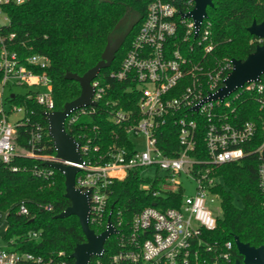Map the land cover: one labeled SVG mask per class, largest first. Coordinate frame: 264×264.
<instances>
[{
    "label": "built area",
    "instance_id": "2783aa9c",
    "mask_svg": "<svg viewBox=\"0 0 264 264\" xmlns=\"http://www.w3.org/2000/svg\"><path fill=\"white\" fill-rule=\"evenodd\" d=\"M25 1L0 0V18L7 22L5 25L10 20L4 6L21 5ZM149 1L145 19L135 33L121 70L114 74L119 81L132 82L138 95L136 113L118 107L111 110L115 124L123 128L131 146L114 143L102 154L96 144L97 127L88 134H80L82 163L78 164L80 172L75 188L89 193V222L103 226L107 221L105 230L110 219L105 221L110 186L115 180H123L129 169L140 171L145 181L143 189L150 191L153 197L163 198L180 191L182 200L179 207L147 206L135 214L128 233L121 230L120 220L112 221L116 233L108 237L103 251L93 256L88 264H218V259L230 261L235 240L221 245L207 235L217 227L218 219L208 206L209 201L214 203V199H218L212 192L219 181L213 171L217 166L246 156L243 146L256 134V126L248 121L233 124L221 110L232 104L233 100L227 99L238 90L257 89L261 93L264 83H246L224 100L211 99L212 94L224 87V80L233 65L231 59L220 60L211 55L214 48L210 24H205L207 19L197 29L192 18L181 15L191 12L195 0ZM14 38L13 34L4 37L0 33V72L3 73L0 83V162L9 165L17 157L39 159L46 164L60 162L56 154L35 153L42 142L43 130L40 128L31 134L29 150H20L15 144L17 121L24 117V110L14 106L12 113H8L10 110L5 105L7 89L13 86L33 89L37 103L46 109L44 112L55 111V104L50 77L37 72L49 67V58L40 54L22 60L10 48L9 42ZM91 84L95 90L92 100L97 103L105 89L96 79ZM42 88L46 90L42 91ZM258 102L264 110V98ZM95 110V105L75 109L67 116L65 128L73 129L81 118ZM16 116L20 117L12 122L10 118ZM200 129L204 131L209 155L205 160L193 157ZM175 135L180 151L177 156H169L162 144L167 143L170 151L178 152L173 146ZM138 137L145 138L144 150L137 148ZM263 151L264 139L256 152ZM260 166L259 183L264 193V157ZM11 169L18 171L19 167L12 166ZM53 170L49 166L48 169L33 168L31 172L37 177L48 178L53 175ZM147 170L154 175L144 176ZM183 177L196 185L194 195L186 194ZM17 207L20 215H29L25 202ZM45 207L53 210L52 206ZM8 215L9 211L0 209V264H74L63 251L45 259L16 250L12 240L4 239L9 227ZM28 236L37 239L39 234L33 232ZM113 237L116 239L110 249L114 252L108 254L106 243Z\"/></svg>",
    "mask_w": 264,
    "mask_h": 264
},
{
    "label": "trees",
    "instance_id": "16d2710c",
    "mask_svg": "<svg viewBox=\"0 0 264 264\" xmlns=\"http://www.w3.org/2000/svg\"><path fill=\"white\" fill-rule=\"evenodd\" d=\"M213 2L214 6L207 9L205 23L210 24L212 32L214 50L211 55L220 60L228 58L243 61L262 43L250 34L248 27L253 22L259 24L264 21V0ZM149 3V0H26L21 5L11 4L3 8L10 22L0 29V33L4 37L14 35L15 38L9 42L10 48L22 60L40 54L49 58V67L37 72H44L50 77L55 111L63 110L66 103L74 101L81 94L79 83L68 80L66 75H84L102 59L107 43L116 31L121 29L124 32L131 21H137L111 65L96 78L105 93L95 105V112L81 118L73 129L66 127L67 132L79 142H82L80 134H88L93 127H97L96 144L102 154L114 143L128 148L131 146L123 128L115 124L111 110L112 107H118L136 113L138 95L132 82L119 81L114 74L121 70L135 33L145 19ZM180 9L185 11L183 7ZM123 19V26L115 29ZM2 79L3 73L0 72V83ZM260 81L264 83V74ZM35 93L31 89L24 95L7 96L5 100L10 110L8 113H12L14 106L24 110V117L17 121L15 144L20 150H29L31 134L40 128L43 130L42 142L35 153L55 155L54 141L48 135V121L44 116L46 109L37 103ZM261 98H264V90L261 93L257 89L238 90L227 99L233 100L232 104L221 110L233 124L248 121L256 126V134L243 146L246 156L239 161L217 166L213 171L219 181L212 192L221 201V214L217 215V227L207 235L221 245L234 242L235 237L254 247L264 245V193L259 183L264 151L256 152L264 139V110L260 109L258 102ZM198 134V145L193 157L205 160L209 155L203 129ZM173 146L178 152L170 151L167 143L162 144L169 156H177L180 146L176 135L173 137ZM12 166H18L19 170L12 171ZM33 168L48 169L49 166L39 159L22 157L15 158L9 165L0 162V209L9 211V227L4 239L8 242L12 240L16 250L45 259L62 251L70 256L87 239L77 217L56 218L71 206L65 197V176L53 170V175L48 178L37 177L31 172ZM144 182L140 171L134 169H129L123 180H115L110 186L105 221L108 217L115 223L120 220L121 230L128 233L135 214L147 206H180V191L156 198L150 191L143 189ZM237 201L241 207L237 206ZM21 202L29 207V215L17 212ZM45 206H52L53 210L49 211ZM106 222L103 226L90 223V228L95 234H100L105 230ZM33 232L39 234L37 239L28 236ZM114 239L106 243L108 254L114 252L110 249ZM232 252L230 261L218 259V264H234L236 260L243 259L238 256L236 247Z\"/></svg>",
    "mask_w": 264,
    "mask_h": 264
},
{
    "label": "water",
    "instance_id": "95a60500",
    "mask_svg": "<svg viewBox=\"0 0 264 264\" xmlns=\"http://www.w3.org/2000/svg\"><path fill=\"white\" fill-rule=\"evenodd\" d=\"M213 0H195V6L191 12L187 14L181 13L182 16L192 18L198 29L202 22L208 18L207 9L213 7ZM125 19L115 27L119 29L123 26ZM137 21H131L126 30L118 38H111L102 55V59L84 75L80 76L76 73L66 75L68 80L77 81L81 86V94L74 101L65 104L63 110L44 112V116L48 121V134L54 141L56 156L60 162H51L48 165L58 172H62L65 176V197L70 201L67 209L57 215L56 218L61 219L69 216H75L81 223L83 233L87 239L85 243L79 244L70 255L74 260V264H88L93 256L103 251L104 244L108 237L116 233L112 221L108 220V228L100 234L90 228V205L89 193L82 192L75 188L77 174L80 172L78 164L82 163V156L79 152V142L72 137L65 128V120L67 116L75 109L81 107H89L97 105L92 100L94 95V87L92 81L95 80L101 71L111 65L118 50L124 44L125 39L134 28ZM248 30L251 35L262 40V43L256 46V50L250 53L243 61L232 59L233 69L229 72L224 80V87L218 92L211 95V99H226L236 90L244 87L246 83L259 82L261 75L264 74V21L257 24L253 22ZM12 97L14 95H11ZM237 251L243 255V260H236L234 264H264V245L254 247L250 244L241 242L235 237Z\"/></svg>",
    "mask_w": 264,
    "mask_h": 264
},
{
    "label": "rangeland",
    "instance_id": "374dc122",
    "mask_svg": "<svg viewBox=\"0 0 264 264\" xmlns=\"http://www.w3.org/2000/svg\"><path fill=\"white\" fill-rule=\"evenodd\" d=\"M7 22L3 21L2 18H0V26L5 25ZM123 31L121 29H119L118 31H116L115 35L112 37L113 40L115 38L120 37L121 35H123L122 33ZM29 90H31V88H27V87H20V86H13L11 87V89H7L6 93H5V98H7V96L10 95H16V94H21L24 95L25 93H27ZM42 91H45V88L41 89ZM20 116H16V117H12L10 118V120L12 122H14L16 119H18ZM138 141V150H144L145 147V138L143 137H138L136 138ZM150 175L153 176L154 172L152 171H145L144 176ZM182 181L185 185L186 188V194L187 195H194L196 193V185L193 182H190L187 180V178L183 177ZM209 208L216 214V215H220L221 214V201H219L218 199H214V203H212L211 201H209L208 203ZM237 206L241 207V203L239 201H237ZM2 231V230H1Z\"/></svg>",
    "mask_w": 264,
    "mask_h": 264
},
{
    "label": "flooded vegetation",
    "instance_id": "af4514ba",
    "mask_svg": "<svg viewBox=\"0 0 264 264\" xmlns=\"http://www.w3.org/2000/svg\"><path fill=\"white\" fill-rule=\"evenodd\" d=\"M238 256H243V255H241V254L239 253ZM242 260H243V259H242Z\"/></svg>",
    "mask_w": 264,
    "mask_h": 264
}]
</instances>
